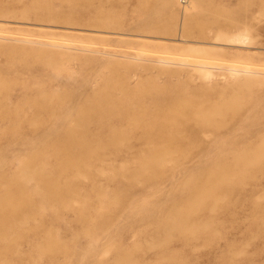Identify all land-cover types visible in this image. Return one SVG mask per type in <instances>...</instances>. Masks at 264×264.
<instances>
[{
  "label": "rangeland",
  "instance_id": "374dc122",
  "mask_svg": "<svg viewBox=\"0 0 264 264\" xmlns=\"http://www.w3.org/2000/svg\"><path fill=\"white\" fill-rule=\"evenodd\" d=\"M167 2L0 0V264H264V76L155 62L264 72V0Z\"/></svg>",
  "mask_w": 264,
  "mask_h": 264
},
{
  "label": "bare ground",
  "instance_id": "6f19581e",
  "mask_svg": "<svg viewBox=\"0 0 264 264\" xmlns=\"http://www.w3.org/2000/svg\"><path fill=\"white\" fill-rule=\"evenodd\" d=\"M172 2H173V0H168L167 3H168V5H171ZM174 40L182 42V43L186 42L184 40V37L182 36V33H179L178 37L176 39H174ZM226 41L227 42H233L234 39L232 37H228L226 39ZM186 47H184L186 50H193L192 46H186ZM217 52H219V51H217ZM215 54H216V52H215ZM155 62L157 64H159V65H162V66L174 65L176 67L174 69L175 72L182 71V70H184L186 68H192L193 70H197L198 71L199 78H201V79H209L213 75V70L220 69V68H222L226 72V74L232 79H234L235 77H238L240 74L244 75L245 78H250L252 75L264 76V72H261V71H258V70H252V68H250V67H241V68H238L236 66L216 67L215 65H213V63L209 64V66H207V67L206 66L200 67L198 65H191L188 62V60H186V59H181L178 62H173V61H171V58H167V57L159 58ZM154 160H156V159H154Z\"/></svg>",
  "mask_w": 264,
  "mask_h": 264
}]
</instances>
